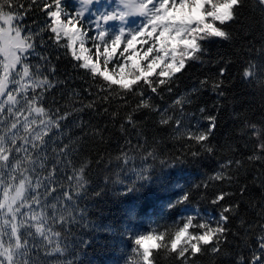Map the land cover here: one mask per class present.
I'll use <instances>...</instances> for the list:
<instances>
[{
    "label": "trees",
    "instance_id": "1",
    "mask_svg": "<svg viewBox=\"0 0 264 264\" xmlns=\"http://www.w3.org/2000/svg\"><path fill=\"white\" fill-rule=\"evenodd\" d=\"M12 3L22 5L14 12L20 18L13 26L21 29L22 36H31L34 53L8 74L0 100H6L10 92L19 103L4 105L0 135L12 131V123L19 129L17 142L35 129L47 133L36 142V151L17 157L20 167L10 157L16 172L0 167L3 183L15 176L13 183L18 186L21 174L26 177L27 199L20 208L23 215L17 214L15 222L18 227L22 223L30 227H19L26 251L23 257H15L17 264H145L142 250L135 245L137 237L163 232L164 243L170 244L185 222L182 218H218L221 205L231 206L232 212L219 251L212 250L213 241L195 255L189 250L185 260L162 247L152 250L151 264H252L254 256L264 259L260 250L264 151L252 129H264V11L254 0H249L238 21L224 26L231 33L230 40L207 42L199 60L189 61L181 73L165 78L164 85L153 77L155 93L143 81L124 90L92 76L63 47L67 37L62 36L59 44L53 41L46 28L48 17L38 4L31 0ZM64 4L72 13L71 1L62 0ZM77 26L86 38L84 46L97 59L90 19L87 25L80 22ZM99 59L103 66V57ZM117 62L114 54L109 69ZM23 63L29 65V77L22 74ZM4 64L0 53V78L5 75ZM225 66L221 77L219 71ZM246 70L251 72L248 77ZM45 77L49 88L35 93L31 87L25 90L28 96L43 92L32 107H42L44 112L30 113L19 89ZM220 80L223 96L212 89ZM145 100L147 108L140 105ZM210 115L216 116V127L209 139H190V132L198 134L197 122L199 130H207ZM25 118L29 121L26 130ZM49 120L58 121L59 129L43 128L41 122ZM218 173L221 179H216ZM65 192L80 195L68 202ZM221 192L229 195L213 204ZM185 195L187 201H183ZM40 219L42 225L37 224ZM8 220V214L0 211L6 247L15 240L9 239ZM37 226L43 234L36 231Z\"/></svg>",
    "mask_w": 264,
    "mask_h": 264
},
{
    "label": "snow or ice",
    "instance_id": "2",
    "mask_svg": "<svg viewBox=\"0 0 264 264\" xmlns=\"http://www.w3.org/2000/svg\"><path fill=\"white\" fill-rule=\"evenodd\" d=\"M94 2L95 0H80L81 7L75 11L76 18L74 19L73 14L67 11L66 4L62 5V0H52V3H48L47 0L42 3H38V0H31V3L38 4L48 17L46 28L52 34L51 38L53 41L59 44L62 36L68 38V42L63 47L70 50V56L77 62L78 67L88 70L94 77H102L109 85H118L119 88L124 90H130L134 85L143 81L155 93L157 89L152 86L153 77H159V85H164L165 78L171 79L181 73L189 61L199 60L200 56L207 51L205 46L207 42L230 40L231 33L224 26L240 19L242 10L248 6L249 0H146V2L145 0H140L138 5L131 4L130 0H122L125 9L138 8L140 14L147 17V23L138 31L122 30L115 35L111 40L110 50L108 47L101 50V45L95 44V56L97 57L95 60L90 54L91 49L84 46L85 41L82 38L84 33L76 27L80 23V19L83 18L87 6L92 5ZM254 3L264 11V0H254ZM149 5H151V8H149ZM20 7L22 5L13 6L12 0H0V53H3L8 61L3 66L5 75L0 78V96L5 94L10 70L34 53V44L30 42L31 36H22L21 29L13 26V21L20 18L14 12ZM128 15L127 11L121 13L113 12L104 14L102 19L104 21L117 19L123 21ZM97 27L98 25L96 24H90V28ZM126 32L130 38L125 42ZM99 35L101 40H103L105 32L100 31ZM77 41H79V48H77ZM149 41L151 42L149 43ZM137 43L141 47L137 48L135 46ZM122 44L124 45L121 53L124 57L123 62H117L114 69H109L108 64L112 56ZM144 45H147V47H144ZM35 54L39 55V53ZM101 57H103V66L99 59ZM42 59L46 58L42 57ZM226 71V66L222 67L219 75L224 77ZM22 74L24 77H29V65L27 63H23ZM244 75L248 77L251 72L246 70ZM205 83L207 81H201L202 85ZM222 84L223 80H220L212 85L213 91L217 92L219 96L224 95ZM50 86L47 77L43 80H34L31 85L21 86L19 91L23 105H28L27 110L30 113L32 111H35V113L44 112L42 107H35L34 109L32 107L39 102L38 96L42 97L43 92L28 96L25 90L31 87L35 93L36 89H47ZM193 91H196V89H193ZM9 103L13 105L19 103L10 92L7 94L6 100H0V113L4 112V105ZM140 105L144 108L148 107L146 100L141 101ZM9 111H11V108H9ZM17 111L19 112V108H17ZM200 111L203 113L204 109L201 108ZM65 118L61 117V119ZM206 119L209 121L207 130H199V123L197 122L195 127L198 134L190 132V139H194L197 142H204L209 139L216 127V116L210 115ZM131 122L132 118L129 117V123ZM161 122L167 123L168 121L163 120ZM28 123V119L25 118L23 125L25 130ZM41 125L43 128L55 126L57 130L60 127L58 121L53 122L51 120L42 121ZM11 129L12 131L6 135H0V167L7 168L9 172H16L17 168L13 167L10 157L13 160H17V167H20L17 157L21 153L27 155L30 150L36 151V142L42 135H47V133L40 131V129H35L30 135L22 137L17 142L19 131L17 124L12 123ZM64 148H67V145ZM260 148L264 151V144H261ZM207 150L209 152L212 151L210 147ZM63 151L62 149L61 153L57 155L56 164L60 163L59 156L63 154ZM255 159H260V157H255ZM56 164L53 165V173L56 171ZM41 167H43V164H41ZM29 170L23 169V171ZM2 176L3 174H0V184L3 187V200L0 201V211L8 214L9 220L5 221V223L10 224L9 239L11 240L12 237H15V240L14 243H9L6 247L3 241V233H0V264H17L15 257H23L26 251L21 246L19 227H30V225H24L23 223L18 227L15 222L17 214L23 215L20 213V208L23 206V201L27 199L24 195L26 177L21 174L18 186H15L13 183L16 179L15 176H12L7 183H3ZM221 178L218 173L216 179ZM77 179L79 180L80 178ZM40 183V180L36 181L37 186ZM79 195V193H64L65 200L68 202L73 201L74 197H79ZM227 195L229 194L221 192L212 200V203L220 204ZM187 200L188 196L185 195L183 201ZM220 208L218 218L205 219L198 216L182 218L185 222L182 227L176 230L170 240V244L164 243L165 233L163 232L156 233L153 231L137 237L135 245L142 250L145 264H151L150 256L152 250L162 247L172 252H177L178 256L185 258V260L187 259L185 253H188L189 250H191L192 255H195L202 251V246L213 244V241H215V244H213L212 250L219 251V244L225 238L232 212L231 206L221 205ZM70 219H74V217H70ZM43 223L42 219L37 221L38 225ZM190 229H195V231H190ZM36 231L43 234L42 227L37 226ZM261 239L260 250L264 253V237ZM252 264H264V259H261L259 255L254 256Z\"/></svg>",
    "mask_w": 264,
    "mask_h": 264
},
{
    "label": "rangeland",
    "instance_id": "3",
    "mask_svg": "<svg viewBox=\"0 0 264 264\" xmlns=\"http://www.w3.org/2000/svg\"><path fill=\"white\" fill-rule=\"evenodd\" d=\"M100 1H102V0H100ZM100 1L95 0V2L92 5L87 6V9H86L84 15L91 12V8L93 6L99 4ZM77 2H78V9H79L81 7L80 0H77ZM145 2H146V0H145ZM130 3L138 5L140 3V0H130ZM149 8H151V5H149ZM125 11L128 12V10L125 9V7H124V3L120 2L119 0H116L114 3H108L107 8L102 7V9L100 8L96 12H93L94 17L92 18V23L98 25V27L95 28V30L97 31L98 35H99L100 31H104L105 32L104 38L106 40V37L109 36V43L110 44H111V40L114 38V36L119 34L122 30L138 31V30H140V28L144 24L147 23V17L143 14H140L138 8H136V11L138 12V14L140 16L138 19H134L132 22H130L128 20V16L123 21H121L119 19L112 20V21H104L102 19V16L104 14H111L113 12L121 13V12H125ZM149 15H151V13H149ZM73 18L75 19L74 16H73ZM13 24H14V21H13ZM77 28L79 29V27H77ZM82 38L86 42L84 35ZM128 38H130V37L127 35V32H126L125 37H124L125 42ZM138 39H142V38H138ZM150 42L151 41H149V43ZM135 46L137 48L141 47V45L139 43H137ZM144 47H147V45H144ZM77 48H79V41H77ZM123 48H124V45L122 44L117 49V51L115 52V55L117 54V59H119L118 61H120V59H121V63L123 62L122 59H124V57L121 55V53L123 52ZM110 49H111V45H109V50ZM2 55H4V54L2 53ZM4 58H5V56H4ZM5 62L6 63L8 62L6 60V58H5ZM252 129H253L254 135L258 141V145L260 147L261 144H264V129H261V128L255 127V126ZM148 243H150V242H148Z\"/></svg>",
    "mask_w": 264,
    "mask_h": 264
}]
</instances>
